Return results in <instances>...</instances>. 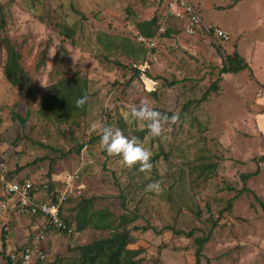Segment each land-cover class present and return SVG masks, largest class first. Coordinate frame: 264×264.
<instances>
[{"label": "rangeland", "instance_id": "rangeland-1", "mask_svg": "<svg viewBox=\"0 0 264 264\" xmlns=\"http://www.w3.org/2000/svg\"><path fill=\"white\" fill-rule=\"evenodd\" d=\"M191 1L211 22L225 23L226 29H238V34L232 32L230 42L217 46L202 34L176 37L183 32L182 24H177L175 31L168 29L170 37L160 38L157 44V59L147 68L153 79L131 81L130 69L139 61L133 60L132 43L127 41L138 42L137 23L155 17L165 7L163 0H0V18L7 23L0 35V152L7 148L9 179L27 180L21 172L31 169V175L36 173L30 180L38 184L39 192L54 177L60 179L52 181L55 187L64 191V175L80 171L72 185L82 189L70 195L63 208V216L75 229L81 199H94L95 210H109L117 218L125 202L140 216L135 225L151 228L133 232L129 246L141 251L142 264H196L194 239L210 232L200 264H264V136L250 126L255 114L250 102L262 92H257L254 82L244 86L247 73H220L226 52L237 42L245 49L252 47L264 63V17H253L264 16V0H249L242 10L231 8L240 0ZM255 25L261 28L248 34ZM110 37L121 40L113 42L120 47L128 45L125 51H113L111 45L108 52ZM7 39L16 45L28 74L21 88L13 87L4 74L7 55L2 42ZM141 53L136 48L140 58ZM255 64L258 69L259 61ZM77 72L89 86L86 116H74L67 123L43 117L42 96ZM216 84L218 91L199 103ZM143 100L161 113L181 114L191 105L170 131L166 128L163 138H153L145 122L130 115L131 108ZM14 113L28 116L26 123L15 121ZM96 122L141 139L152 154L151 172L142 173L138 166L127 169L119 157H108L100 147L99 133L91 128ZM205 171L211 174L207 177ZM155 181L160 182V190L146 191V185ZM244 188L248 191L237 195ZM230 204L232 210L226 211ZM10 216L21 227V218L29 215ZM167 228L195 235L188 238ZM14 229L6 233L7 239H24L16 250L30 246V235ZM108 236V231L92 228L74 236L44 234L51 242L43 245L47 251L43 264H74V248ZM3 242L0 231L1 246ZM2 256L0 252V264H8Z\"/></svg>", "mask_w": 264, "mask_h": 264}, {"label": "trees", "instance_id": "trees-1", "mask_svg": "<svg viewBox=\"0 0 264 264\" xmlns=\"http://www.w3.org/2000/svg\"><path fill=\"white\" fill-rule=\"evenodd\" d=\"M165 7L155 15L151 20H147L144 22L137 23V30L140 35L145 38L151 39L155 37L157 31L160 28L162 17L164 16ZM212 24V23H211ZM6 21L3 18H0V35L4 28H6ZM170 31L162 37H170ZM4 43L6 49L7 59L4 66V74L7 81L13 87H22L23 83H26L29 79L27 78V72L24 70L22 65V55L17 50V47L10 39L6 40ZM118 42L121 43V40H115L110 37L109 44L106 47L108 52H112L111 45H114L113 51H125L126 46L120 47L118 44L113 43ZM230 42V41H229ZM113 43V44H112ZM130 44V48H132V58L136 62L131 67L132 78L131 81L142 78L145 75L148 78H152L149 73V69L145 72H142L139 66L143 64L148 58V54L150 50L148 47L143 45L142 43L127 41ZM136 48L142 51L141 58L139 54H136ZM1 49V48H0ZM156 50H153V53L156 54ZM220 52V51H219ZM223 68L220 70V73L223 74H238L243 71L250 70V65L247 61L236 51L231 55L224 56ZM157 59V56H156ZM130 84V80L127 82ZM264 89V86L262 87ZM155 91V90H154ZM218 91V85H213L207 90V92L203 95V97L199 100V103L206 102L211 93ZM32 92V91H30ZM153 93V92H150ZM82 97H87V101L83 107H77L76 101ZM191 104H187L181 114H178L179 118H183L185 113L188 110V107ZM40 114L47 118L53 119L55 118L58 122L67 123L69 119L75 116L76 119H79L81 116H86L88 107H89V86L87 80L80 74L75 73L72 77H67L61 79L52 89L48 90L41 99L39 104ZM168 116H172L173 113H165ZM13 118L15 121L19 120L22 124H25L28 116L26 118H22L18 114L14 113ZM77 124V123H76ZM141 141V139H139ZM142 142V141H141ZM82 148V147H81ZM55 151V150H53ZM65 156V155H64ZM264 161V156L261 158ZM55 159L52 160L54 163ZM209 170V167H207ZM211 174V172L205 171V175L207 177ZM255 174H247L244 178L252 177ZM55 188V184L51 181L49 183V192L51 193ZM248 191L246 188L238 191L237 195H241ZM94 199L90 200H81V202L76 206V216H75V224L76 230L71 236H74L76 233H82L86 231L88 228H92L97 231H108L110 236L95 240L87 245L78 246L73 249L77 258L74 261V264H142L141 260V251L129 249L130 244L134 239L133 232L137 231H148L151 228L148 227H139L136 226L135 223L140 219V216L137 212L130 211L126 203L122 204L123 214L119 218H117L113 213L109 210H95L94 209ZM232 210V204H230L226 211ZM62 219L71 226V221L64 216ZM174 234L186 235L188 238L194 237V231L189 233L184 231H176L173 228H167ZM50 232H58L56 230H48V234ZM66 235L65 233H62ZM212 232L208 236L205 237H196L194 239V243L197 246L196 250V259L197 263L200 264V259L203 256V248L209 242L211 238ZM35 245L25 246V247H34ZM21 249H18L13 252L18 258V263L20 261V253ZM8 264H13L10 260V255L6 257ZM34 264H43V262L38 261Z\"/></svg>", "mask_w": 264, "mask_h": 264}, {"label": "built area", "instance_id": "built-area-1", "mask_svg": "<svg viewBox=\"0 0 264 264\" xmlns=\"http://www.w3.org/2000/svg\"><path fill=\"white\" fill-rule=\"evenodd\" d=\"M164 16L159 30L155 37L148 39L142 35H138V42L142 43L150 50L146 61L139 66L142 72L148 70L153 60L156 59L153 50L168 31L169 19H175L182 24L183 32L187 36H198L202 34L209 39H212L216 45L220 42L227 43L230 41V35L219 28L218 26L205 23L202 20L200 11L195 7L190 0H166ZM146 77L145 75L142 76ZM155 82V81H154ZM151 83V82H150ZM7 156V148H1L0 152V186L4 194L10 198L0 199V218L4 214L14 215H29L33 217H41L45 220L43 235L40 239H44V234H48V230H56L71 236L75 232V228L68 225L63 219V208L68 201L69 196L74 194V190L70 184H67L64 191L55 187L49 192V183H43L42 190L47 196L42 200L38 198V184L33 180L12 181L9 179V172L5 165ZM77 174V173H76ZM71 178L75 180L77 175ZM75 229V230H74ZM21 263H18V258L13 252L10 254V260L13 264H34L38 261H45L47 254L39 246L23 247L21 249Z\"/></svg>", "mask_w": 264, "mask_h": 264}, {"label": "crops", "instance_id": "crops-1", "mask_svg": "<svg viewBox=\"0 0 264 264\" xmlns=\"http://www.w3.org/2000/svg\"><path fill=\"white\" fill-rule=\"evenodd\" d=\"M164 1V5L166 4V0H163ZM191 1V0H190ZM192 2V1H191ZM261 3H263V2H261ZM192 4H193V2H192ZM199 4H203L202 3V1L201 2H199ZM250 3H249V0H240L239 2H237L233 7H231L233 10H234V7L235 6H237V8H238V10H242V9H244V7L245 6H247V5H249ZM194 5H197V4H194ZM197 7L198 8H200V10H201V15H202V19H203V21L205 22V23H212V24H215L216 26H218L219 28H221V29H223L224 31H226L229 35H230V41H231V38H232V36H233V33L232 32H236V34H238V29H233V28H231V27H227V29L224 27L225 26V23H223V24H216V23H214V22H211L208 18H207V16H206V13H205V15L202 13V9H201V7L199 6V5H197ZM256 11V10H255ZM259 14H260V12H258ZM253 17H257L258 19H261L262 17H264V16H253ZM147 21V20H146ZM140 22H144V21H140ZM179 22V21H178ZM176 20H175V22H172V20L171 21H169L168 22V29L169 30H171L172 29V31L174 30V26L175 25H177V24H179V25H181V23L179 22L178 23ZM139 23V22H138ZM224 25V26H223ZM261 25H262V27H264V23H261ZM137 26V25H136ZM259 28H261V27H259L258 25H255V27H250L249 28V31H248V34H255L256 32H258V30H259ZM138 31V30H137ZM175 31V30H174ZM246 31L245 30H243V32L242 33H245ZM182 37V36H185L184 35V33L182 32V33H180V34H178V35H176V37ZM199 36V35H198ZM203 37H205V36H203ZM206 38V37H205ZM208 38V37H207ZM237 38H238V36H237ZM179 40H180V38H179ZM211 42V40H209L208 39V42ZM215 44V43H214ZM221 44H223L222 42H220L219 43V45H217V46H221ZM199 46H197V48H198ZM243 48V49H242ZM237 52V53H239L246 61H247V63L250 65V70H247V71H243V72H241V74L242 73H247V75L249 76V79H247L245 82H244V86L246 87V86H248V83L249 82H254V83H256L257 84V87H258V90H257V92H262L261 93V95H259V96H257V95H255L254 94V100L252 101V102H250V106H251V110L253 111V112H255V114L254 115H251V128H254V130H255V132L259 135V134H261V135H263L264 136V89L262 88L263 86H264V74H263V72H264V63H262V62H260V60H259V57H256V55H254L255 54V51L253 50V48L252 47H250V48H248V49H245V47L244 46H238V42H237V44H236V47L235 48H232V51L230 52V53H227L226 52V54L227 55H231V54H233L234 52ZM256 61H259V66H258V69H257V66H256V64H255V62ZM238 74H240V73H238ZM240 87L241 88V85L239 84V83H237V87ZM210 101V100H209ZM239 126V125H238ZM249 126H247V128H248ZM215 128V127H214ZM225 128L227 129L228 127L227 126H225ZM221 134V133H220ZM238 141H239V143L241 144L242 143V140H240L239 138H238ZM28 163H30V162H28ZM28 163H26V164H28ZM25 164V165H26ZM20 165V167L23 165L24 166V164H19ZM13 168V170H14V166H12ZM8 170V169H7ZM10 171H12L11 169H10ZM31 169H25V170H23L22 172H21V174H22V178H24L25 176L27 177V180H30L31 178H32V176L36 173H34L33 175H31ZM9 172V171H8ZM77 173V179L79 178V174H80V171H75L74 172V174L73 175H71L70 176V174H68V175H64V177H65V179L63 178V182L65 183V184H70L71 186H72V189L74 190V194L75 193H80V190L82 189V186H77V187H75V186H73L72 185V183L74 182V181H76V180H72L71 181V178L75 175ZM29 175H31V177H29ZM35 176H37V175H35ZM52 177H54V176H52ZM258 177H260V176H258ZM258 177H253L252 178V180L253 179H255V178H258ZM23 181H25V180H23ZM52 181L54 182V183H58L59 181H60V179L59 178H52ZM77 183V181L74 183V185ZM76 195V194H75ZM47 196V194H45L44 192H39L38 193V198L39 199H44L45 197ZM0 199H6V200H8V201H10V198H8L5 194H4V192H3V189H2V187L0 186ZM82 200V199H81ZM44 225H45V220L43 219V218H41V217H31V216H25V217H22L21 218V227H18V226H15V224H14V219H13V217L12 216H10V215H8V214H4L3 216H1V218H0V231H1V233H3V235H4V242H3V246H1L0 245V252H1V254L3 255L2 256V258H6L7 256H9L12 252H14V251H16V247H17V245H19V243H21V241H23V240H20V239H18L16 242H14L13 240L12 241H9L8 239H7V237H6V233H12V231H13V227H15V229L14 230H16V232H18V231H21L22 233H23V231H26L27 232V234H29L30 235V239H29V242H31L30 243V245H39L46 253H47V251H46V249L43 247V245L44 244H50V238H47V240L46 239H40V236L43 234V230H44ZM248 230H249V234L251 235L250 236V239H251V241L253 240V235H252V225H251V220H249L248 221ZM36 233V235H33V234H35ZM51 234H45L46 236H52V234L53 235H55V234H61V233H55V232H50ZM11 236V235H10ZM10 236H8V238L10 237ZM25 237V236H24ZM47 242V243H46ZM47 247V246H46ZM20 249V248H19ZM49 249V248H48ZM47 249V250H48ZM134 250H136V249H134ZM8 262V261H7Z\"/></svg>", "mask_w": 264, "mask_h": 264}, {"label": "clouds", "instance_id": "clouds-1", "mask_svg": "<svg viewBox=\"0 0 264 264\" xmlns=\"http://www.w3.org/2000/svg\"><path fill=\"white\" fill-rule=\"evenodd\" d=\"M49 55L54 56L55 53H49ZM86 101L87 97H82L76 101V106L83 107ZM130 115L137 121L145 122L148 133L153 138H163L166 128L170 131L171 125L176 124L179 120L178 114L168 116L165 113L154 110L149 106L147 100L141 101L138 107L133 106L130 110ZM91 128L99 133L100 147L106 152L108 157H119L120 163L127 169L138 166L139 171L142 173L148 174L151 172L153 168L152 154L142 145L138 137L125 136L120 129H114L106 123L96 122L91 125ZM145 190L159 191L160 182L149 183L146 185Z\"/></svg>", "mask_w": 264, "mask_h": 264}]
</instances>
